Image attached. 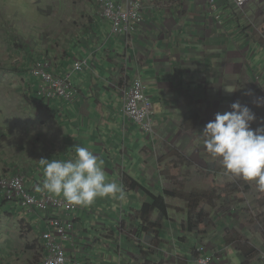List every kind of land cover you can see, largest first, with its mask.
<instances>
[{
    "label": "crops",
    "instance_id": "0c3cea01",
    "mask_svg": "<svg viewBox=\"0 0 264 264\" xmlns=\"http://www.w3.org/2000/svg\"><path fill=\"white\" fill-rule=\"evenodd\" d=\"M82 2L81 15H72V32L65 31L63 40L54 43L58 47L53 45L49 59L58 75L70 74L78 97L73 102L47 101L35 95L34 86L27 87L30 98L52 117L55 131L49 137L56 135L59 149L45 153L41 146L35 151L23 142L24 147L13 150L14 165L7 175H22L32 194L52 196L41 190L39 159L74 157L80 145L103 159L109 181L121 184L127 196L132 190L127 206L98 198L72 212L75 228L65 247L73 262L196 264L195 251L203 246L206 254L220 255L223 264H262L264 243L256 237L241 243L237 233L247 228L224 221V207L212 210L210 216L216 218L205 226L190 223L183 211L174 217L170 209L165 216L155 210L143 226L139 214L154 197L175 193L172 185L183 179L179 169L178 178L166 175L173 154L191 165L207 163L202 130L216 112L230 111L235 101L254 103L264 97V0H249L244 9L235 0H216L214 7L204 0H143L144 20L132 43L112 36L111 23L99 14L96 0ZM78 61L88 64L76 72ZM126 76L147 86L156 111L154 137L124 114L121 79ZM8 135L14 136L10 130ZM135 183L140 187L133 188ZM3 201L0 195V217L7 225L0 231V264H41L46 214Z\"/></svg>",
    "mask_w": 264,
    "mask_h": 264
},
{
    "label": "rangeland",
    "instance_id": "374dc122",
    "mask_svg": "<svg viewBox=\"0 0 264 264\" xmlns=\"http://www.w3.org/2000/svg\"><path fill=\"white\" fill-rule=\"evenodd\" d=\"M82 8H85L82 0H0V178L8 176L10 167L14 165L13 150L16 146L19 149L24 147L23 142L31 143L35 151L41 146L45 153L59 149L61 143L56 135L49 137L55 131L49 122L52 117L42 104L30 98L27 87L34 89L35 81L29 76L38 61L36 52H42L45 58L50 59L57 45L54 43L63 40L65 31L72 32V15H81ZM241 103L250 105L255 112L257 120L251 125L254 129L264 124V107H257L250 99ZM34 113L38 114L36 121L33 120ZM9 130L14 135L12 138L8 135ZM18 140L20 143L16 144ZM173 155V160L167 164L166 175L178 178L176 169L181 171L183 179L172 185L178 197L170 198L166 193L160 197H164L174 217L183 211L187 220L205 226L216 218L210 216L212 210L224 207L225 213L221 215L224 221L236 222L247 228L248 235L241 231L237 233L241 243L254 237L264 243V192L259 191L254 182L227 173L220 161L207 151L203 157L207 163L197 161L193 166L185 157ZM131 194H126V206ZM102 199L110 203L115 200ZM117 209L120 210L119 205ZM231 212L237 213L232 215ZM3 225L7 226L6 220L0 217V231L5 230Z\"/></svg>",
    "mask_w": 264,
    "mask_h": 264
},
{
    "label": "built area",
    "instance_id": "2783aa9c",
    "mask_svg": "<svg viewBox=\"0 0 264 264\" xmlns=\"http://www.w3.org/2000/svg\"><path fill=\"white\" fill-rule=\"evenodd\" d=\"M214 7L216 0H204ZM244 9L249 0H235ZM101 17L111 23L112 36H122L132 43L137 26L144 20L143 0H125L123 3L114 0H96ZM261 33L264 35V22ZM87 61L75 62L74 71H82ZM54 63L50 60H38L31 68L29 79L35 81V95L43 100H61L73 102L79 95V89L72 82L70 74L60 76L56 73ZM54 69V71H53ZM124 97V114L133 121L140 131L147 136L154 137L157 133L156 113L151 99L147 96V87L141 80L131 83L125 82L121 87ZM27 183L22 175L5 176L0 179V191L3 198L9 202H16L21 208L29 212L40 211L46 214V230L43 232L45 255L41 264H82L73 262L67 255L65 244L69 242V234L74 231L75 219L72 212L78 206L68 205L63 198L48 196L47 194H32L26 187ZM196 264H223V259L217 253L206 254L203 246L196 249ZM264 264V252L260 254Z\"/></svg>",
    "mask_w": 264,
    "mask_h": 264
},
{
    "label": "clouds",
    "instance_id": "9594fccd",
    "mask_svg": "<svg viewBox=\"0 0 264 264\" xmlns=\"http://www.w3.org/2000/svg\"><path fill=\"white\" fill-rule=\"evenodd\" d=\"M37 59L49 60L41 59L40 56ZM138 79L146 86L142 79L129 80L126 76L121 79L122 87L125 82L131 83ZM254 103L257 107H264V97L256 98ZM230 109L216 112L214 119L206 123L202 130L204 147L220 161L227 173L254 182L257 189L264 192V124L254 129L251 125L257 116L240 101L231 103ZM39 163L44 176L41 190L63 198L70 206L90 207L98 198H112L121 202L126 199L123 186L107 179L103 159L88 147L76 145L74 157L52 160L40 158ZM0 195L4 199L1 191Z\"/></svg>",
    "mask_w": 264,
    "mask_h": 264
},
{
    "label": "trees",
    "instance_id": "16d2710c",
    "mask_svg": "<svg viewBox=\"0 0 264 264\" xmlns=\"http://www.w3.org/2000/svg\"><path fill=\"white\" fill-rule=\"evenodd\" d=\"M146 135V134H145ZM134 187H140V185L136 184L133 186ZM166 196H171L176 198L177 195L175 193L170 194V193H166ZM4 200V199H3ZM3 202H7L6 200H4ZM167 205L164 201V197H154L153 198V203L152 204H146L143 206L141 212H140V217H141V222L144 225H148L150 223V219H151V215L155 210H158L163 216L166 215L167 213ZM197 217L199 219L202 218L201 215H197ZM190 223H193V220L190 221ZM196 225V224H194Z\"/></svg>",
    "mask_w": 264,
    "mask_h": 264
}]
</instances>
